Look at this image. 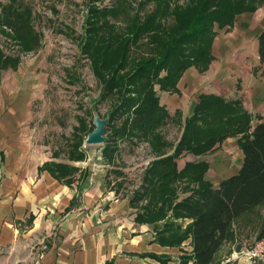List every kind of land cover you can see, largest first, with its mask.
I'll return each mask as SVG.
<instances>
[{"label":"trees","instance_id":"trees-1","mask_svg":"<svg viewBox=\"0 0 264 264\" xmlns=\"http://www.w3.org/2000/svg\"><path fill=\"white\" fill-rule=\"evenodd\" d=\"M263 4L264 0H189V4H176L171 11H160L159 15L155 10L145 21L138 12L125 33L116 32L115 41L99 36L97 25H92L91 19L98 7L90 8L85 20L87 35L82 47L93 62L95 75L104 84L103 98L110 93L122 94L119 104L113 108L111 121L114 117L120 120L127 111L133 112L132 118L125 117L123 126L115 129L117 136L131 141L135 137L144 139L151 143L157 156L150 161L143 183L132 198L140 205L137 220L155 224L156 239L164 246L181 245L192 237L195 264H212L218 249L231 235L233 221L264 201V122L252 128L251 116L240 100L202 95L193 115L186 119L175 152L167 153L164 147L171 144L159 130L168 109L155 86L159 84L162 91L176 92L181 76L192 65L201 72L206 71L213 59L216 28L233 26L239 14L254 12ZM1 6L0 31L19 45L20 52L6 54L0 46V70L16 68L22 55L35 51L42 42L33 24L30 6L17 4V0ZM169 15L174 19L171 25L161 20ZM104 24L100 28H114L112 24ZM90 31L94 34L90 35ZM146 35V53L132 55V48ZM258 46L264 75V30L258 37ZM237 135L244 151L243 164L236 174L225 177L218 186L204 178L210 166L206 161L187 162L179 169L177 158L184 151L204 155L216 145H222L227 137ZM79 139L73 146V154L83 159L86 154L79 148L83 144ZM114 150L117 148L106 146L104 149L111 160L114 155L109 151ZM46 166L50 167L49 163ZM53 166L56 165L53 163ZM68 168L63 164L57 169L66 172ZM182 180L197 183L183 199L178 194V183ZM185 218L191 219L186 226ZM259 238H264V226Z\"/></svg>","mask_w":264,"mask_h":264},{"label":"crops","instance_id":"crops-1","mask_svg":"<svg viewBox=\"0 0 264 264\" xmlns=\"http://www.w3.org/2000/svg\"><path fill=\"white\" fill-rule=\"evenodd\" d=\"M223 28L222 32L216 29L213 59L206 71L192 65L177 83L172 96L184 100L176 112L185 113L193 99L189 118L202 95L214 94L240 100L253 128L264 122V75L258 46L264 30V4L254 12L239 14L233 26ZM22 111L18 108L3 121L0 117V146L4 145L0 150L4 156L0 155V253L7 254L6 264L18 260L19 264H36L33 260L39 257L37 264H195L192 237L181 245L160 244L155 224L138 221L139 210L132 198H116L102 175L84 167L88 158L74 156L68 162L54 151L39 160L28 149L27 140H20L19 119L26 114ZM239 136L224 140L222 153L214 159L218 162L208 161L209 179L216 186L243 164ZM63 164L76 170L58 172ZM259 208L233 221L231 235L212 264H255L240 254L263 229L264 210ZM190 221L185 218V226Z\"/></svg>","mask_w":264,"mask_h":264},{"label":"rangeland","instance_id":"rangeland-1","mask_svg":"<svg viewBox=\"0 0 264 264\" xmlns=\"http://www.w3.org/2000/svg\"><path fill=\"white\" fill-rule=\"evenodd\" d=\"M11 1L0 0V9L1 4L6 5ZM17 4H24L33 9V24L41 34L42 42L35 51L23 54L16 68L0 70L1 120L8 119L10 113L17 111L18 108L23 109L22 112L26 114L19 119V126L23 131L20 140L22 142L27 140L28 149L35 151L39 160L57 151L59 159L73 161L75 156L73 146L81 137L83 144L79 148L86 154L84 158H88L84 167L86 165L87 170L102 175L104 182L110 183L116 198L122 199L127 195L133 198L134 192L143 183V175L150 161L157 156L148 141L136 137L131 141L117 136L115 129L123 126L125 117L132 118L133 112L127 111L120 120L114 117V121H111L113 108L119 104L122 94L110 93L111 95L103 98L104 84L95 75L93 62L82 47L87 35L85 20L89 9L98 7V12L94 13L91 19L92 25H97L99 36L115 41L116 32L125 33L138 12L141 20L145 21L146 16L155 10L159 15L160 11L162 13L166 10L171 11L176 4H189V0H17ZM158 7L160 9H157ZM161 20H167V25L174 23L173 15ZM103 24L107 26L112 24L114 28L111 30L107 27L100 28ZM216 29L222 32L225 28ZM89 34L93 35L94 32L90 31ZM147 39L146 35L139 45L132 48V55L141 56L146 53L144 43ZM0 46L6 54L16 55L20 52L19 45L14 44L2 31ZM249 54L252 55V52ZM234 58L235 56L233 60ZM164 73L165 71H162V74ZM155 88L162 104L164 103L168 109V116L159 130L160 135L171 144L164 147V151L174 153L192 109L193 99L185 113L179 110L176 112L177 106L182 105L184 98L174 99L172 96L174 92L162 91L159 84H156ZM96 119L105 122L103 136L106 141L103 143H89L87 139L97 127ZM214 121L216 119L212 122ZM106 146L117 148L116 151H109L114 155L113 160L105 153ZM2 148L4 145L0 146V150ZM221 148L222 145L220 147L216 145L204 155L184 151L177 158L179 169L184 168L187 162L197 160L218 162L216 156L222 153ZM215 158L217 159L214 160ZM1 162L0 160V176L3 175ZM68 167L67 172L76 168L70 164ZM204 178L209 179V169ZM195 186L197 183L188 184L185 180L180 181L179 198L189 196ZM139 206L138 204L136 208L139 209ZM256 207L264 210V201ZM258 235L259 232L255 236H249L258 238ZM6 255L0 253V264H6L4 262ZM39 261L40 257L33 260V263L37 264Z\"/></svg>","mask_w":264,"mask_h":264},{"label":"built area","instance_id":"built-area-1","mask_svg":"<svg viewBox=\"0 0 264 264\" xmlns=\"http://www.w3.org/2000/svg\"><path fill=\"white\" fill-rule=\"evenodd\" d=\"M255 264H264V238H258L248 244L241 254Z\"/></svg>","mask_w":264,"mask_h":264},{"label":"water","instance_id":"water-1","mask_svg":"<svg viewBox=\"0 0 264 264\" xmlns=\"http://www.w3.org/2000/svg\"><path fill=\"white\" fill-rule=\"evenodd\" d=\"M97 127L95 130L88 136L89 143H103L106 141V138L103 136L105 131V122L96 119Z\"/></svg>","mask_w":264,"mask_h":264}]
</instances>
